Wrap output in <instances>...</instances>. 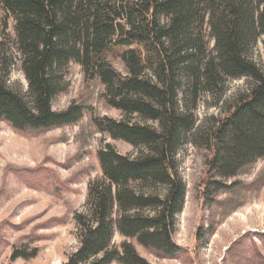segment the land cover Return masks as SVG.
<instances>
[{
	"label": "trees",
	"instance_id": "trees-1",
	"mask_svg": "<svg viewBox=\"0 0 264 264\" xmlns=\"http://www.w3.org/2000/svg\"><path fill=\"white\" fill-rule=\"evenodd\" d=\"M9 21L27 90L6 85L15 62L1 44L0 122L19 132L76 124L80 106L52 109L75 64L122 115L93 117L96 131L139 151L134 158L110 145L97 152L101 178L88 184L84 210L73 215L78 247L65 264H150L133 242L164 257L179 254L173 236L186 186L177 155L185 144L206 152L217 192L264 160V66L248 58L259 40L264 48V0H0L5 41ZM239 79L247 90L227 114L198 124L203 96L216 107L226 82ZM115 234L124 238L118 246ZM34 256L14 251L10 261Z\"/></svg>",
	"mask_w": 264,
	"mask_h": 264
},
{
	"label": "rangeland",
	"instance_id": "rangeland-1",
	"mask_svg": "<svg viewBox=\"0 0 264 264\" xmlns=\"http://www.w3.org/2000/svg\"><path fill=\"white\" fill-rule=\"evenodd\" d=\"M6 34V41L0 35V45L14 57L7 53L6 59L15 62L6 85L25 95L26 81L12 47V21ZM248 58L264 66L260 40ZM112 65L123 73L118 61ZM2 69L5 64L0 60ZM65 78L68 88L53 99L52 109L62 112L73 103L80 106L82 118L76 124L19 132L0 122V264H65L78 247L73 215L84 210L88 184L101 178L97 152L110 145L121 155L134 158L139 154L130 145L98 133L91 123L93 117L122 119L119 111L105 103L98 80L85 79L75 64L69 66ZM247 87L245 79L226 82L216 107L214 99L204 95L195 111L198 124L205 117L226 115L227 105ZM177 160L186 186L173 236L181 252L164 257L133 242L138 254L150 264H264V160L226 180L219 192L209 187L204 150L185 144ZM239 215H245L246 221H240ZM122 241L115 234L112 244L118 246ZM14 251L35 256L10 261Z\"/></svg>",
	"mask_w": 264,
	"mask_h": 264
},
{
	"label": "bare ground",
	"instance_id": "bare-ground-1",
	"mask_svg": "<svg viewBox=\"0 0 264 264\" xmlns=\"http://www.w3.org/2000/svg\"><path fill=\"white\" fill-rule=\"evenodd\" d=\"M248 213H250V212H248ZM239 220L240 221H246V216L245 215H239Z\"/></svg>",
	"mask_w": 264,
	"mask_h": 264
}]
</instances>
